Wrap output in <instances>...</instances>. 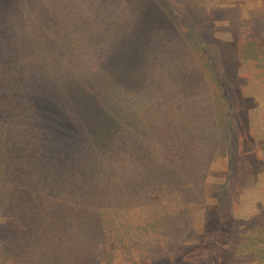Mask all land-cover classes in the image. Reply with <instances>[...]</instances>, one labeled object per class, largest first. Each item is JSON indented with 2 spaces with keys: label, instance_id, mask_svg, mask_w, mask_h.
<instances>
[{
  "label": "trees",
  "instance_id": "obj_1",
  "mask_svg": "<svg viewBox=\"0 0 264 264\" xmlns=\"http://www.w3.org/2000/svg\"><path fill=\"white\" fill-rule=\"evenodd\" d=\"M46 1L0 0V264H264V203L241 197L246 175L264 165V110L248 109L253 95L235 120L233 88L222 93L194 39L223 109H197L195 92L142 107L135 96L111 129L92 127L119 105L107 92L111 73L69 36L71 4L47 10ZM185 1L212 25L221 18L224 68L264 95V0ZM43 21L67 28L59 47L38 37ZM212 161L225 169L208 182ZM243 205L249 215L235 216Z\"/></svg>",
  "mask_w": 264,
  "mask_h": 264
},
{
  "label": "rangeland",
  "instance_id": "obj_2",
  "mask_svg": "<svg viewBox=\"0 0 264 264\" xmlns=\"http://www.w3.org/2000/svg\"><path fill=\"white\" fill-rule=\"evenodd\" d=\"M55 1H46V9L48 10L49 4L53 5ZM67 1L73 9V12H69L71 18L68 24L73 33L69 36H72L74 43H81L89 49L91 54V58L87 60L89 64L101 65V69L111 73L107 77V92L111 97V105H117L115 98L119 102L116 111L114 110L106 120L98 119L92 127L111 129V121L114 119L122 121L123 110L129 109L124 102L135 96V106L142 107V103L148 99L172 98L174 100H170L175 101L180 100L185 91L186 94L195 92L203 96L196 101L197 109H223L222 102L209 95V85L205 74L200 71L201 61L194 49V39L197 44L205 47L214 77L222 84V93L226 94L225 92L228 90L230 92L233 88L234 94L230 95L233 94L234 100L231 97L229 102H233L230 109H234L232 115L235 116V120L246 109L242 106L246 94L253 95L248 109L264 110L263 93L254 86H252L254 90H247L249 87L246 83H249L237 72L231 74L236 75L232 80L231 68H224L222 64L218 39L222 33L221 18H217L218 21L212 25L205 15L194 11L185 0ZM33 4L36 9L40 6L38 0H33ZM16 13L17 17H20L25 11L19 9ZM41 25L44 29L40 30L38 37L43 35L45 42L52 45L57 43L59 47L58 43H63L65 39L62 30L67 31V28H56L54 32L55 28L48 29L45 21ZM24 32V36L28 37L31 31ZM54 34L59 38V42ZM5 35L11 43L14 41L13 33ZM9 39L1 37V40L7 43ZM54 53L57 55L56 59L64 60V55L58 50H54ZM2 56L1 51L0 58ZM12 56L14 53L7 54L6 61ZM145 72L147 76L144 75ZM97 112L96 110L94 113ZM215 121L222 124L224 116L216 117ZM137 124L135 130L144 128L141 119ZM224 169V162L212 161L205 167L203 178L208 182H215ZM245 181L248 186L241 197L258 198L264 203V165L256 166L246 175ZM249 209L244 205L236 207L233 214L244 217L249 215L251 211Z\"/></svg>",
  "mask_w": 264,
  "mask_h": 264
}]
</instances>
